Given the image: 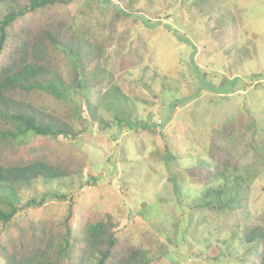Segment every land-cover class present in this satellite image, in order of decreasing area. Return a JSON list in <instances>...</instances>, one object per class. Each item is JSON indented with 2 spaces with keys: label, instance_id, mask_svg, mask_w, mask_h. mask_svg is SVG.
<instances>
[{
  "label": "rangeland",
  "instance_id": "rangeland-1",
  "mask_svg": "<svg viewBox=\"0 0 264 264\" xmlns=\"http://www.w3.org/2000/svg\"><path fill=\"white\" fill-rule=\"evenodd\" d=\"M69 8L104 47L101 73L84 78L103 81L79 80V93L69 94L72 124L82 130L77 137L25 141L67 154L82 169L19 190L16 205L44 190L65 198L17 213L0 227V244L17 234V223L62 222L72 203L71 227L109 213L119 235L155 255L151 264H254L239 230L264 211V0H152L144 12L149 24L116 22L100 0H75ZM88 106L102 124L91 120ZM241 112L252 127L243 142L229 145L238 162L227 179L233 203L211 212L199 206L204 188L185 169L213 166L212 128L222 130Z\"/></svg>",
  "mask_w": 264,
  "mask_h": 264
},
{
  "label": "trees",
  "instance_id": "trees-1",
  "mask_svg": "<svg viewBox=\"0 0 264 264\" xmlns=\"http://www.w3.org/2000/svg\"><path fill=\"white\" fill-rule=\"evenodd\" d=\"M0 1L4 4L0 15V204L4 205L0 207V227L4 230L17 213L23 216L24 210L39 208L47 200L65 198L44 190L39 195L30 193L24 203L16 205L21 200L19 190L37 181L51 183L81 171L82 166L69 160L67 154L25 139L30 135L66 140L78 136L82 130L72 124L74 104L69 94L79 93L81 81L84 86L101 84L103 77L90 84L84 73H101L104 47L89 39L87 27L82 31L76 25L69 8L75 0ZM100 2L116 22L130 18L152 22L144 14L152 0ZM87 108L91 120L102 124L90 106ZM79 119L82 123L88 120L81 116ZM246 120L249 119L241 112L222 130L212 128L208 142V158L214 162L211 168L196 165L185 169L190 179L204 188L201 208L221 212L233 203L227 179L238 169V162L229 145L237 140L243 142L246 129L252 127V119L249 123ZM213 181H221L222 185L209 186ZM72 216L69 203L58 224L52 220H27L21 226L17 223V234L0 244L2 264H151L156 259L143 246L133 244L128 234L119 235L111 214L96 212L76 228L70 225ZM239 234L246 252L250 248L254 252V264H264V211L254 221H244Z\"/></svg>",
  "mask_w": 264,
  "mask_h": 264
}]
</instances>
